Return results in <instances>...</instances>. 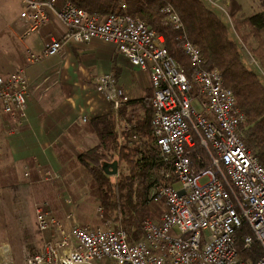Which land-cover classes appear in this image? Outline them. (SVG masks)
Here are the masks:
<instances>
[{
    "label": "built area",
    "instance_id": "built-area-1",
    "mask_svg": "<svg viewBox=\"0 0 264 264\" xmlns=\"http://www.w3.org/2000/svg\"><path fill=\"white\" fill-rule=\"evenodd\" d=\"M2 1L5 10L17 8L28 24L23 38L49 26L51 15L67 29L42 53L28 50L20 69L0 75V122L15 123L5 128L8 134L17 135L28 119L27 69L62 55L69 43L85 45L99 39L133 66L149 71L154 91L151 136H133L131 142L148 147L153 141L164 165L162 179L146 198L152 212L160 214L142 223L141 240L131 242L119 223L104 219L99 205L103 226L95 227L77 220L73 212L64 220L58 218L51 202L42 200L34 206L40 243L24 256L23 264H264V166L245 144L241 127L246 118L234 93L217 69L201 67L200 51L185 42L184 53L197 66L189 79L169 55L164 38L130 16L123 0L117 12L104 18L89 15L70 0ZM160 14L165 23L185 33L174 7L166 4ZM94 86L115 109L129 100L113 75L96 78ZM125 129L129 132L131 127ZM200 152L209 167L197 165L203 163ZM34 160L35 170L27 161L19 164L23 177L33 184L36 173L39 183L55 184L58 173L46 171L37 157ZM57 201L74 204L61 194ZM244 226L247 235L242 233ZM0 264H15L8 248L1 250Z\"/></svg>",
    "mask_w": 264,
    "mask_h": 264
},
{
    "label": "trees",
    "instance_id": "trees-1",
    "mask_svg": "<svg viewBox=\"0 0 264 264\" xmlns=\"http://www.w3.org/2000/svg\"><path fill=\"white\" fill-rule=\"evenodd\" d=\"M123 1L130 16L140 18L164 38L169 55L181 65L189 79L194 75L197 66L184 53L186 41L200 51L203 69H217L221 73L226 87L234 93L237 105L245 115L246 119L241 127L245 144L264 166V85L261 78L248 67L240 46L232 38L229 27L215 9L203 0ZM70 2L89 15L99 18L120 9L119 0ZM166 4L174 7L182 18L185 33L165 23L160 10ZM241 10L239 1L233 0L229 18L234 24L236 35L264 71V0H260L257 11L239 20L237 15ZM252 40L254 45L250 43ZM142 107L129 112L128 122L132 128L129 132H123L124 142L117 132V114L114 111L108 116L91 120L87 124V131L97 136L99 145L80 151L78 157V164L90 177L92 193L103 210L104 219L119 223L130 235L131 242H137L143 237L142 223L156 220L160 214L152 212L147 206L146 198L151 186L162 179L164 172V165L153 141L148 147L129 142L132 136H151V101L145 102ZM125 108L122 110L124 114ZM140 111H143V116L138 115L137 112ZM200 154L203 156V163L197 165L202 169L209 167L205 153ZM114 162L118 163L119 169L124 165L126 173L108 177L105 168ZM242 233H250L247 226H244ZM257 250L258 248L254 249L253 254Z\"/></svg>",
    "mask_w": 264,
    "mask_h": 264
},
{
    "label": "crops",
    "instance_id": "crops-1",
    "mask_svg": "<svg viewBox=\"0 0 264 264\" xmlns=\"http://www.w3.org/2000/svg\"><path fill=\"white\" fill-rule=\"evenodd\" d=\"M250 10L254 11V9ZM5 11L3 1L0 0V31H12L14 37H19L21 42H27L24 44L26 50L21 66L16 64V69L10 74L24 66L28 50L42 53L53 40L62 39L67 33L66 27L54 15H51L49 26L23 38L28 24L20 19L18 10L12 15H8L11 10ZM53 58L56 59L51 60ZM53 58L40 63L42 66L39 68L40 64L28 68L30 79L28 119L20 128L19 133L14 135L16 137L14 150L15 147L21 150L22 154H19L21 157L27 155V158L20 160L19 164L27 161L35 170L34 158L37 157L39 164L46 171H54L59 176L62 173L65 175L61 184H55L58 191L51 199L57 217L64 220L68 211L74 212L76 208L84 207L85 199L82 196L87 194H82L84 189L79 188V192H76L77 189L75 191L71 189L73 185L70 184L71 181L79 179L81 174L80 171L76 172L78 175L76 177L73 174V171L77 170L76 166H80L78 164L79 154L75 155L78 151L77 145L81 146L82 143L89 141H95L93 148L99 145L96 135L87 130L74 132L73 128L77 124L87 125L91 120L108 116L114 111L117 114V132L121 141L124 142L123 132H127L125 126L132 128L131 123L128 122L129 112L142 109L145 102L151 101L152 103L154 91L149 71H142L133 66L113 46L99 39L85 45L69 43L62 55ZM31 68L34 69L30 71ZM106 75L114 76L124 95L129 99L127 102H122L119 109H115L113 104L95 89V79ZM151 96L152 99H150ZM124 108L126 109L125 114L122 112ZM137 113L143 116V111ZM0 124L5 135L15 138L10 136L5 129L15 126V123L9 121L8 123L0 122ZM132 139L133 136L129 139L130 143H133ZM27 149L30 151L27 152ZM32 178L36 183L41 184L36 173ZM59 194L65 197L73 194L75 196L73 206L68 207L58 202L57 195ZM76 198H78L77 201Z\"/></svg>",
    "mask_w": 264,
    "mask_h": 264
},
{
    "label": "rangeland",
    "instance_id": "rangeland-1",
    "mask_svg": "<svg viewBox=\"0 0 264 264\" xmlns=\"http://www.w3.org/2000/svg\"><path fill=\"white\" fill-rule=\"evenodd\" d=\"M208 6L215 9L220 18L229 27L232 38L238 43L241 48L243 57L248 67L254 71L262 80L264 85V71L260 67L258 61L251 55L249 49L240 41L236 32L234 31V24L229 18L230 4L233 0H204ZM242 6V10L237 15L239 20L245 18V16L252 14L259 8L260 0H238ZM216 5V6H215ZM250 9H254L251 12ZM5 10V9H4ZM11 12L8 15H12L17 10L15 8H9ZM6 10V11H8ZM5 11V12H6ZM19 12V11H18ZM27 42H21L19 37H14L12 31H0V74L6 76L16 69V64L21 66L22 60H24L25 47ZM254 45V41L250 42ZM53 58L51 60H54ZM42 64L38 66L41 67ZM34 68H31L33 70ZM27 69V74H28ZM29 78V75H28ZM30 80V79H29ZM47 110V108H45ZM74 132H85L87 130L86 124H77L74 128ZM15 137V136H14ZM15 138H11L5 135L2 126L0 124V252L2 249L8 248L11 252L16 264H22L24 256L36 248L40 243V237L37 230V223L34 214V206L37 202L42 200H49L51 202L52 197L57 193L56 183L61 184L64 178V174L59 176V179L55 184L49 183H36L33 178V184H30L27 179L23 177L21 167L19 166L20 160L27 158V155L21 157L19 154L21 150H14ZM92 143V144H91ZM94 142L82 143L78 147L75 155H78L79 150H86L93 148ZM89 144V145H88ZM81 147V148H79ZM29 152L30 150H26ZM24 154H26L24 152ZM39 157V155H37ZM75 161V159H74ZM15 165V167L13 166ZM77 170L73 171L76 177V172H81L79 179L71 181V189L78 191V189H84L82 194L85 199L84 207L76 208L73 212L76 215L77 220L89 223L95 227L103 226V221L98 218L97 207L98 202L95 200V196L92 193V187L90 185V177L81 170L80 166H76ZM118 173H126V167L118 168ZM78 176V175H77ZM39 181V179H38ZM75 183V184H74ZM58 184V185H59ZM179 188V186H177ZM79 192V191H78ZM92 193V194H91ZM73 201L75 196L69 195ZM78 198H76V201ZM76 205V202H75ZM154 208V207H153ZM71 211H68L70 213ZM97 264H115L114 261L102 262L97 261Z\"/></svg>",
    "mask_w": 264,
    "mask_h": 264
},
{
    "label": "water",
    "instance_id": "water-1",
    "mask_svg": "<svg viewBox=\"0 0 264 264\" xmlns=\"http://www.w3.org/2000/svg\"><path fill=\"white\" fill-rule=\"evenodd\" d=\"M105 173L108 177H116L118 176V163L114 162L112 165L109 167L105 168Z\"/></svg>",
    "mask_w": 264,
    "mask_h": 264
}]
</instances>
